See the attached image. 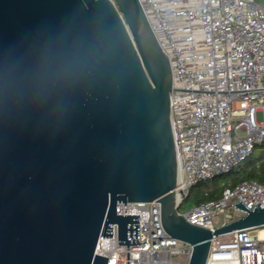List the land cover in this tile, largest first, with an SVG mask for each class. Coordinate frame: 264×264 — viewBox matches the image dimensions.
<instances>
[{
	"label": "water",
	"instance_id": "1",
	"mask_svg": "<svg viewBox=\"0 0 264 264\" xmlns=\"http://www.w3.org/2000/svg\"><path fill=\"white\" fill-rule=\"evenodd\" d=\"M172 73L138 0H0V264H106L100 237L139 245V215L207 264L211 239L264 225V208L214 231L178 214ZM158 238V237H156Z\"/></svg>",
	"mask_w": 264,
	"mask_h": 264
},
{
	"label": "built area",
	"instance_id": "2",
	"mask_svg": "<svg viewBox=\"0 0 264 264\" xmlns=\"http://www.w3.org/2000/svg\"><path fill=\"white\" fill-rule=\"evenodd\" d=\"M138 1L171 67L174 193L184 195L180 206L193 185L230 172L264 141V2ZM198 30L202 41L194 39ZM237 100L246 107L236 108ZM239 201L247 209L264 208V184L243 180L225 186L218 198L177 212L190 224L214 231L243 214L234 207ZM116 213L139 215V245H128V264L190 258L192 245L163 228L160 202H118ZM225 235L231 238L213 236L208 260L224 252L220 255L235 264H264V225ZM94 254L106 257V264H127V245H118L117 224L112 223V237L99 235Z\"/></svg>",
	"mask_w": 264,
	"mask_h": 264
},
{
	"label": "trees",
	"instance_id": "3",
	"mask_svg": "<svg viewBox=\"0 0 264 264\" xmlns=\"http://www.w3.org/2000/svg\"><path fill=\"white\" fill-rule=\"evenodd\" d=\"M256 1L264 2V0H256ZM263 143L264 141L261 142L259 145H263ZM254 147L252 149L251 154L244 161H242L241 163H239L236 167L232 169V170H237V171L239 170V175L235 177L233 182L227 186H234L235 184L243 180H255L258 183L264 184V147H262L257 154H254ZM207 180L199 181L195 185L200 186L202 182L204 181L207 182ZM225 186L226 185L222 186L219 190H213L211 188H207L204 191H200L198 193V197L195 200V204H198V203L210 200V199L218 198L221 194L222 189ZM191 188L189 190L188 196L190 195Z\"/></svg>",
	"mask_w": 264,
	"mask_h": 264
},
{
	"label": "rangeland",
	"instance_id": "4",
	"mask_svg": "<svg viewBox=\"0 0 264 264\" xmlns=\"http://www.w3.org/2000/svg\"><path fill=\"white\" fill-rule=\"evenodd\" d=\"M194 39L196 41H202L203 40V31L202 30H198L197 32H195L194 34ZM236 108H245L246 107V102L243 100H237L234 103ZM262 119L261 117V113H257V121H260ZM239 134H243V132H239ZM264 147V143L263 145H255L254 147V154H257L260 149ZM239 175V170H232L230 173H226L220 176H217L215 178L212 179H208L207 182L204 181L200 184V186H193L191 188L190 191V195L184 199L182 201V203L180 204V206L178 207V210L183 211L186 210L192 206L195 205V200L198 197V193L200 191H204L207 188H211L213 190H219L222 186L224 185H229L230 183L233 182V180L235 179V177H237ZM230 235H224L221 237V240L223 241H228L230 239ZM174 264H187V261L185 258H176L174 260Z\"/></svg>",
	"mask_w": 264,
	"mask_h": 264
},
{
	"label": "bare ground",
	"instance_id": "5",
	"mask_svg": "<svg viewBox=\"0 0 264 264\" xmlns=\"http://www.w3.org/2000/svg\"><path fill=\"white\" fill-rule=\"evenodd\" d=\"M224 252H218V255L211 257L207 264H235L233 260L224 259L220 254Z\"/></svg>",
	"mask_w": 264,
	"mask_h": 264
}]
</instances>
